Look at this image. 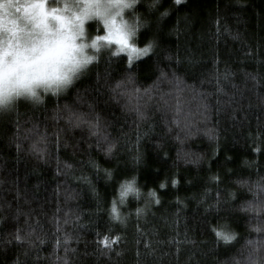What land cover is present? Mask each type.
Wrapping results in <instances>:
<instances>
[{
    "label": "trees",
    "instance_id": "obj_1",
    "mask_svg": "<svg viewBox=\"0 0 264 264\" xmlns=\"http://www.w3.org/2000/svg\"><path fill=\"white\" fill-rule=\"evenodd\" d=\"M151 3L135 45L156 46L134 70L105 53L65 94L0 117V264H247L264 239V0ZM131 178L141 195L120 204Z\"/></svg>",
    "mask_w": 264,
    "mask_h": 264
},
{
    "label": "clouds",
    "instance_id": "obj_2",
    "mask_svg": "<svg viewBox=\"0 0 264 264\" xmlns=\"http://www.w3.org/2000/svg\"><path fill=\"white\" fill-rule=\"evenodd\" d=\"M128 2L130 7L115 0H38L35 4L33 0H0V54L6 73L0 85V117L13 112L20 102L39 106L48 96L71 89L103 54L115 48L97 40L89 25H133L141 0ZM41 5L45 17L37 15ZM41 79L47 82H36ZM133 181L136 185L135 178L122 185ZM125 201L120 202L119 191V203ZM259 215L264 221V211ZM258 227L264 236V223ZM256 264H264V248Z\"/></svg>",
    "mask_w": 264,
    "mask_h": 264
},
{
    "label": "snow or ice",
    "instance_id": "obj_3",
    "mask_svg": "<svg viewBox=\"0 0 264 264\" xmlns=\"http://www.w3.org/2000/svg\"><path fill=\"white\" fill-rule=\"evenodd\" d=\"M34 4L38 3V0H33ZM115 2L119 5H123V7H130L131 4L128 2V0H115ZM160 3V0H152V3L149 5L150 9H155L157 7V5ZM187 3V0H174V4L176 6H180ZM38 16L41 17H45V12L43 9V6L41 5L39 7V11L37 12ZM163 16H167L168 13L164 12L162 14ZM44 21L41 20V23H43ZM0 25H2V21H0ZM146 24L143 23L141 21L140 18H137V20L135 21V23L131 26H122V25H115V27H109V25L107 24V22L105 23V35H98L97 36V40L99 41H104L109 45H116L118 46L117 51L113 52L114 56H118L121 52H127L129 54V69L134 70V63L133 60L134 59H140L143 57H149V54L153 52L154 48H155V40H152L150 42L147 43V45L143 48H137L135 45V38L137 37V33L140 31L141 28L145 27ZM38 59H42V58H38ZM179 62V61H178ZM5 69H4V61H3V54H0V85L3 84L4 79H5ZM173 75H175V73H173ZM228 77V73L226 71L225 73V79H227ZM39 83H45L47 82L46 80H39L36 81ZM177 82L179 83V79L177 78ZM119 87V85L117 86ZM137 115L143 119V113L140 111L139 106H137L135 108ZM99 117L96 118V123H92L90 124V128L93 129L92 134L93 135H98V131L97 129L100 128V124H99ZM81 123H87V121H85L83 119V117H78L76 119V126H79ZM104 140L107 142L108 141V137L105 135ZM19 147V145H18ZM35 147V146H34ZM115 148V144H109V147L107 148V154L111 155L113 152V149ZM136 161L139 163L142 160V157L140 156V154L138 153L137 156L135 157ZM109 179H111L112 177V173L109 172L107 173ZM177 181H173V187L176 186ZM161 187L163 188L164 185H161ZM129 194H132L136 197H139L141 195V193L139 191H137L136 187H135V181H133L132 183H126L124 185H121L120 188V202L123 203L124 199L127 198V196ZM149 196L155 200V202L158 204L160 201L159 199L156 197V193L155 192H151L149 193ZM252 206L250 205L249 208H251ZM258 209L260 210V212L264 211V195H262L259 198V204L257 205ZM248 210V209H246ZM145 210L144 209H138L137 210V216L138 218L143 214ZM111 219L113 220H119L121 223L124 222V219L126 218H122L118 209H117V204L116 201H113L112 203V207H111ZM264 223V221H261V224ZM213 232L216 235L217 241H223L224 244H230L232 243L234 240H236V236L234 233H230L226 230V226H222L219 230H217L216 228L212 229ZM257 232L261 231L260 227H257L256 229H254ZM16 239L17 241H22L24 239V237H22L19 233H17L16 235ZM120 237H116L115 239H110L109 237H104V240L102 241L103 245H104V249L105 252L103 254L107 255L108 252H111L112 246L114 244H116L119 241ZM43 242V241H42ZM59 241L57 242V245L59 246ZM64 245L68 244V239L66 238L63 241ZM264 248V239H262L261 241H249V247H248V261L247 264H256V261L260 258V249ZM69 250L67 248H65V252L67 253ZM118 256L120 255V253H116ZM17 264H19V261H17ZM64 264H67V260H64Z\"/></svg>",
    "mask_w": 264,
    "mask_h": 264
},
{
    "label": "rangeland",
    "instance_id": "obj_4",
    "mask_svg": "<svg viewBox=\"0 0 264 264\" xmlns=\"http://www.w3.org/2000/svg\"><path fill=\"white\" fill-rule=\"evenodd\" d=\"M100 26H101L102 29H103V34H102V35H105V30H104L103 26H102V25H100ZM117 48H118V46L115 45V48L113 49V52H116V51H117ZM121 53H127V52H121ZM127 54H128V53H127ZM128 56H129V54H128Z\"/></svg>",
    "mask_w": 264,
    "mask_h": 264
}]
</instances>
